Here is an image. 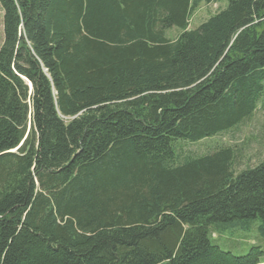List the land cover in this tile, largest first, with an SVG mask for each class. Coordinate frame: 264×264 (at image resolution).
<instances>
[{
	"label": "trees",
	"instance_id": "16d2710c",
	"mask_svg": "<svg viewBox=\"0 0 264 264\" xmlns=\"http://www.w3.org/2000/svg\"><path fill=\"white\" fill-rule=\"evenodd\" d=\"M218 1L0 0V264L264 263L213 237L264 240V158L212 141L264 103V0L189 28Z\"/></svg>",
	"mask_w": 264,
	"mask_h": 264
},
{
	"label": "rangeland",
	"instance_id": "374dc122",
	"mask_svg": "<svg viewBox=\"0 0 264 264\" xmlns=\"http://www.w3.org/2000/svg\"><path fill=\"white\" fill-rule=\"evenodd\" d=\"M227 5V0H219L218 2L205 4L201 3L192 13L189 20V28H195L200 22L205 20L211 14ZM173 32H180L179 29H173ZM172 32V33H173ZM172 35H175L173 33ZM2 41V11L0 8V44ZM264 124V103L259 104L251 119L244 122L237 130L224 133L213 138L216 143H226L242 146L243 161L248 160V164H255L264 158V139L262 136V126ZM263 139V141H262ZM182 146V145H181ZM184 148V146H183ZM186 149L192 151L197 150V145H185ZM240 166L239 168H242ZM238 168V169H239ZM255 225L248 231L241 229H228L220 236L216 233L213 237L218 239V245L224 250H230L235 254H243L246 252L248 245L251 243H260L264 251V240L258 239ZM264 253V252H263ZM262 259L264 260V254ZM262 264V263H260ZM264 264V263H263Z\"/></svg>",
	"mask_w": 264,
	"mask_h": 264
},
{
	"label": "crops",
	"instance_id": "0c3cea01",
	"mask_svg": "<svg viewBox=\"0 0 264 264\" xmlns=\"http://www.w3.org/2000/svg\"><path fill=\"white\" fill-rule=\"evenodd\" d=\"M263 264V263H262Z\"/></svg>",
	"mask_w": 264,
	"mask_h": 264
}]
</instances>
